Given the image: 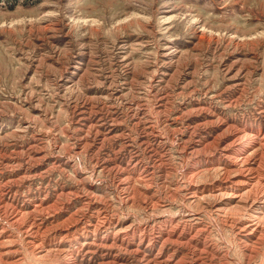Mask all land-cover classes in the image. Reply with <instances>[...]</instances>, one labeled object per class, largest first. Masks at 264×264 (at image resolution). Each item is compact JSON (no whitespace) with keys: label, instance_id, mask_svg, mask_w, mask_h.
<instances>
[{"label":"rangeland","instance_id":"obj_1","mask_svg":"<svg viewBox=\"0 0 264 264\" xmlns=\"http://www.w3.org/2000/svg\"><path fill=\"white\" fill-rule=\"evenodd\" d=\"M254 177L264 0H0V264H264Z\"/></svg>","mask_w":264,"mask_h":264},{"label":"bare ground","instance_id":"obj_2","mask_svg":"<svg viewBox=\"0 0 264 264\" xmlns=\"http://www.w3.org/2000/svg\"><path fill=\"white\" fill-rule=\"evenodd\" d=\"M254 178L255 179H248L247 181H239L241 185L244 186V190L240 189L238 192H236L237 194H231L227 189H225L224 191H220V193L218 192L219 194L216 196H210L213 199L211 208H215V206L218 205L217 201H221L224 198L229 197L231 199H237V204L235 203V206L229 210L228 208H219L220 205L215 210L222 216H226L227 214L231 215V213L235 212L236 210H242L243 212L238 213V216L235 217L237 222L241 221L240 223L243 225V228L241 229L247 231L248 234H256V232H258L260 236H264V216L261 217L255 215V212L251 208L253 203L256 202L260 197L264 200V183H262L258 177ZM51 253V251H46L43 256L48 257L49 255H52Z\"/></svg>","mask_w":264,"mask_h":264}]
</instances>
